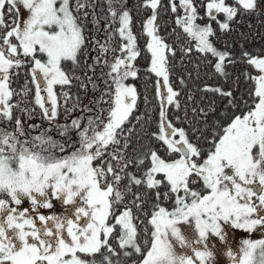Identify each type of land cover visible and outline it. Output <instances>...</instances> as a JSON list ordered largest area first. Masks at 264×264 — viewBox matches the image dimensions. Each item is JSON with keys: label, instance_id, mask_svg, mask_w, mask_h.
Returning a JSON list of instances; mask_svg holds the SVG:
<instances>
[{"label": "snow or ice", "instance_id": "1", "mask_svg": "<svg viewBox=\"0 0 264 264\" xmlns=\"http://www.w3.org/2000/svg\"><path fill=\"white\" fill-rule=\"evenodd\" d=\"M106 3V28L111 31L108 42L101 44L85 35L88 9L95 12L96 8L92 0H0V264H127L117 257L133 256L139 257V264H214L209 237L226 241L225 226L264 233V55L242 53L259 73L248 77L254 82L249 92L252 102H244L246 112L212 134L204 158V150L190 141L185 128L169 120V106L181 107L180 93L169 79V57L174 58L176 50L159 35L156 21L162 0H145L143 7L152 12L143 24L150 62L147 71L158 78L155 88L160 107L157 131L151 135L165 155L149 147L129 156L133 129L128 125L132 119L139 122L133 115L139 96L126 81L138 78L140 69L134 62L141 51L132 31V16L124 7L126 0ZM262 3L169 0L172 13L181 11L175 23L189 38L190 46L181 51L188 54L194 47L206 58L210 55L217 61L215 72L227 75L226 61L232 62L231 55L214 46L216 32L211 22L229 31L238 14H254ZM199 7L205 9L203 17ZM22 9L26 19L21 18ZM220 15L223 20L218 19ZM199 19L209 23L202 26ZM93 23L99 32L95 15ZM114 38L119 41L116 47L111 46ZM88 43L97 53L88 70L95 75L97 65L107 67L108 72L101 75L109 79L104 80L101 95L79 109V97L65 89L74 80L85 90L88 84L72 75L67 65L80 67ZM109 53L114 54L111 61L102 60ZM21 69H26L33 87L26 80L17 91L11 85ZM86 79L96 91L99 86L92 77ZM203 90L232 97L230 91L218 87ZM30 94L31 103L50 127L33 124L26 130L24 121L14 115L19 110L21 116L33 117L35 108L21 107L30 103ZM14 97L20 99L14 101ZM69 101L71 107H67ZM229 104L235 101L229 99ZM61 109L95 115L78 117L70 125L55 124ZM200 112L207 115L203 109ZM53 128L62 136L74 131L78 139L54 140L49 134ZM31 130L40 134L32 136ZM161 185L166 189L163 192ZM141 187L145 193H154L150 213L143 210L144 195L134 191ZM52 198L65 206V214H40V209L53 208ZM25 201L34 215L27 207L21 210ZM163 201H171V209L161 206ZM180 225H187L194 235L189 236ZM226 255L231 264H264V238L244 239L239 249L229 248Z\"/></svg>", "mask_w": 264, "mask_h": 264}, {"label": "trees", "instance_id": "2", "mask_svg": "<svg viewBox=\"0 0 264 264\" xmlns=\"http://www.w3.org/2000/svg\"><path fill=\"white\" fill-rule=\"evenodd\" d=\"M145 0H126L124 7L130 11L132 16V31L137 36V45L141 51V56L137 58L134 64L140 69L138 72V78L129 79L126 83L134 85L138 92V105L133 115L139 117V122L136 119H132L128 125L133 129L129 143L127 155H138L141 152L147 151L149 147L159 150L160 155L164 154L160 145L152 137V133L157 131V123L159 119V98L156 96L155 81L158 79L154 74H149L147 71L150 67L149 55L146 54V39L143 34V24L146 22L152 14L149 8L143 7ZM197 4L201 3V0H195ZM228 3H232V0H227ZM92 3L96 4L95 12L92 8L88 9L89 15L84 21L86 24V37L91 40H99L101 44L108 42V35L111 31L106 28L108 21L105 19L109 15L107 11L106 0H92ZM163 7L158 9L157 25L159 27V35L170 44L175 50L176 55L174 58L169 57V79L174 90L180 93L178 99L180 102V109H175L169 106V120L173 121L174 125L178 128H185L188 132L190 141L204 150L205 154L209 148V142L212 139L214 132H220V130L226 127L235 115H239L246 112V106L244 102L251 104L249 92L254 88V82L250 80L249 75L255 76L254 70L250 67L245 59L242 57L243 52H249L256 56L264 55V3L260 5V8L254 14L241 13L238 14L236 19L230 24L229 31H221L215 22L212 23V27L216 32L214 38V46L218 50L227 51L231 55V63H227L225 71L227 75L222 76L215 72L214 65L217 62L215 58L210 55L206 58L203 53L197 52L194 47L191 53L185 54L181 51V48H187L190 46L189 38L183 33L179 25L175 23L177 15L182 14L178 9L177 13H172L168 7L169 0H162ZM117 6L118 5H114ZM200 16H204L205 9L203 7L198 8ZM94 15L96 19H99L98 25L100 31L97 32V25L93 23ZM222 19H221V18ZM218 19L223 20V15ZM201 25L209 23L207 19H199L197 21ZM115 27V25H113ZM119 41L115 38L111 41V46H118ZM195 42H191V46H194ZM93 44L88 43L87 55L80 56V67L73 68L71 63H68L67 67L74 76L81 77L88 88L85 90L79 87L78 81H73V85L69 91V94L73 97L78 96L80 100L79 109H83L85 106L90 105V101L96 99L101 95V90L105 88L104 80L109 79L106 75L101 73L108 72L107 67L102 65L96 66V73L88 70L87 65L93 63V58L97 55L92 51ZM119 54V53H115ZM113 53H109L107 57L111 61ZM208 61H211L209 63ZM26 69H21L18 77L14 78V82L11 87L19 91L25 85L26 80L29 81L28 87L32 88L30 79L26 77ZM86 77H92L95 83L99 86L96 91L92 90V85L88 82ZM183 81V83H181ZM205 87H218L224 91H230L232 97H224L213 92H206L203 89ZM191 97V98H190ZM146 98V99H145ZM14 101L19 100L20 97H14ZM33 95H29L27 100L28 104H21V107L35 108L33 117L27 119L26 116H21L19 110L14 112V115L20 116L24 124H38L41 128L50 127L48 121L44 120L40 114L38 106H35L33 101ZM108 99V97H105ZM229 99L235 101V105L229 104ZM72 106V101H69L67 107ZM102 107H107L106 104H102ZM196 109V112H193ZM203 109L207 115L200 112ZM89 115H95V112H85L76 110L71 113H64L61 109L58 117L53 122L59 125H70L73 119L78 117H86ZM178 118V119H177ZM0 123V126H2ZM25 128V127H24ZM30 130V127L25 128ZM40 134V131L37 135ZM54 140L63 142L68 137L77 140L78 137L74 131H69L67 136L60 135L56 129H51L49 132ZM31 135L35 136L34 130H31ZM128 136L126 132L124 134ZM207 137V141L204 137ZM123 142V141H122ZM135 150V151H133ZM145 167H147V162ZM135 172V168L132 169ZM138 176L140 173H136ZM139 191L147 200V204L152 205L154 202L151 193H145L144 188L134 189ZM149 212L151 210H144ZM135 214L136 210L133 208ZM141 218V217H140ZM123 257H117L122 260Z\"/></svg>", "mask_w": 264, "mask_h": 264}, {"label": "rangeland", "instance_id": "3", "mask_svg": "<svg viewBox=\"0 0 264 264\" xmlns=\"http://www.w3.org/2000/svg\"><path fill=\"white\" fill-rule=\"evenodd\" d=\"M21 11H22V17L21 18L26 19L27 18L26 10L22 9ZM220 16H222V15H220ZM256 73H257V75L259 74L258 72L254 71V74H256ZM30 125H32V124H24V127L28 128V127H30ZM38 133H39V130H34V134L37 135ZM72 140H74V139H72ZM164 155H165V153L162 154L161 156H164ZM204 158H206V154H205ZM161 187L164 188L163 185H161ZM52 200L54 202L53 203L54 205H56V206L62 205V203L60 201L56 200L55 198H52ZM168 202L169 201H163L162 204L168 203ZM186 227H187V225H186ZM225 229H226V233H227V240L226 241L221 242V241H219L218 238H216L214 236L209 237V246L215 253L214 264H231L230 258L226 255L227 250L229 248H232L234 250L239 249V247L241 246V243L244 239L264 238V233H262L261 231H257L255 233H247L244 230L233 229L230 226H225ZM189 230L191 231L192 229L189 228Z\"/></svg>", "mask_w": 264, "mask_h": 264}, {"label": "flooded vegetation", "instance_id": "4", "mask_svg": "<svg viewBox=\"0 0 264 264\" xmlns=\"http://www.w3.org/2000/svg\"><path fill=\"white\" fill-rule=\"evenodd\" d=\"M165 190H166L165 188H162V187L160 188L161 192H163ZM151 197H152L153 201L155 202L154 193H151ZM52 202H53V200H52ZM161 206H165V207L171 209L172 202L169 201L168 203H163ZM24 207L29 208L30 214L34 215V213L31 212L30 202L25 201L20 206L21 210ZM151 209H152V205L147 204V203L144 204L143 210H151ZM39 211H40V214H43V215H52V214L63 215V214H65V206H63V205L56 206V205L53 204V208L52 209H40ZM149 213H150V211H149ZM140 219L144 222V224L147 223V220L145 219L144 216H141ZM180 226H181L182 230H184L189 236H193L194 235V230L190 231L188 226L187 227H186V225H180ZM140 227H143V225H141ZM141 236H142V233H141ZM113 246L115 247V241L113 242ZM124 259L127 260V264H139V257L138 256H133L131 258H122V260H124Z\"/></svg>", "mask_w": 264, "mask_h": 264}]
</instances>
